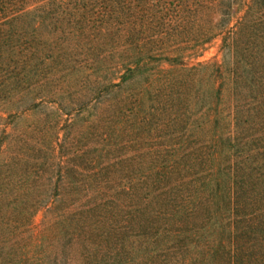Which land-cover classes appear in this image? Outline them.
Instances as JSON below:
<instances>
[{
    "label": "trees",
    "instance_id": "obj_1",
    "mask_svg": "<svg viewBox=\"0 0 264 264\" xmlns=\"http://www.w3.org/2000/svg\"><path fill=\"white\" fill-rule=\"evenodd\" d=\"M0 264H264V0H0Z\"/></svg>",
    "mask_w": 264,
    "mask_h": 264
},
{
    "label": "rangeland",
    "instance_id": "obj_2",
    "mask_svg": "<svg viewBox=\"0 0 264 264\" xmlns=\"http://www.w3.org/2000/svg\"><path fill=\"white\" fill-rule=\"evenodd\" d=\"M215 53V49L214 48H211L209 51H207L203 56H201L199 59L200 60H203V59H207L209 57H211L212 55H214ZM39 218V217H38ZM37 218V219H38Z\"/></svg>",
    "mask_w": 264,
    "mask_h": 264
}]
</instances>
